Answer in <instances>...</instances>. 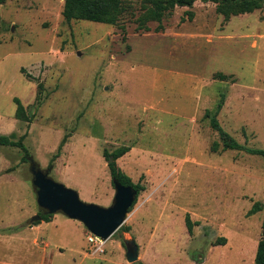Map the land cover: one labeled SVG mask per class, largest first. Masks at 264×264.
<instances>
[{
  "label": "rangeland",
  "instance_id": "obj_1",
  "mask_svg": "<svg viewBox=\"0 0 264 264\" xmlns=\"http://www.w3.org/2000/svg\"><path fill=\"white\" fill-rule=\"evenodd\" d=\"M63 4H0V134L15 133L29 152L0 145V264H255L264 157L223 149L204 113L223 95L220 126L264 149V3L225 19L215 2L197 0L147 31L128 14L66 21ZM120 146L130 149L116 166L143 188L120 229L91 240L61 212L34 219L44 211L30 158L82 201L108 207L103 150ZM255 203L262 209L248 214Z\"/></svg>",
  "mask_w": 264,
  "mask_h": 264
},
{
  "label": "trees",
  "instance_id": "obj_2",
  "mask_svg": "<svg viewBox=\"0 0 264 264\" xmlns=\"http://www.w3.org/2000/svg\"><path fill=\"white\" fill-rule=\"evenodd\" d=\"M4 0H0V4ZM197 0H64L62 15L66 21L72 19L75 20H87L98 23L114 24L119 20V17L128 14L134 17V22L138 29L149 30V22H157L156 29L162 28L163 18L172 14L173 9L176 6H192ZM215 2V9L218 13H221L225 19H228L232 15L240 13L251 12L257 8H260L264 0H203ZM188 19L193 17V12H185ZM221 79L225 78V75L218 74ZM224 97L221 95L219 101L216 104L214 110H206L205 117L209 118L211 127L218 132L220 142L223 149H236L243 150L246 153L252 155H258L264 157V149L249 147L237 142L232 138L219 124L217 114L223 105ZM14 102L17 104V115L22 117L24 113L23 106L18 98H14ZM0 145L4 146H18L24 153L23 158L29 156V152L26 147L21 143L19 139H16L15 133L0 134ZM219 142H213L212 150H217ZM129 146H120L112 151L107 149L103 150V155L108 161V169L111 178L117 179L123 185H130L137 190V195L142 186L139 183L134 184L129 176L122 172L116 166V160L129 150ZM136 201V199H135ZM134 201V203H135ZM133 203V204H134ZM132 204V205H133ZM132 207V206H131ZM130 207V208H131ZM129 208V210H130ZM262 209L259 203H255L249 210L248 214L255 213ZM264 209V206H263ZM128 210V211H129ZM50 214L41 213V220L48 222ZM185 224L189 232L192 230L193 222H191L188 215L185 218ZM121 226L118 228L120 229ZM117 229V230H118ZM225 238L218 240L217 244H224ZM255 264H264V213L261 222V237L257 243V248L254 256ZM137 264H142L141 262Z\"/></svg>",
  "mask_w": 264,
  "mask_h": 264
},
{
  "label": "water",
  "instance_id": "obj_3",
  "mask_svg": "<svg viewBox=\"0 0 264 264\" xmlns=\"http://www.w3.org/2000/svg\"><path fill=\"white\" fill-rule=\"evenodd\" d=\"M30 161L32 184L36 188L38 206L47 214L61 212L70 219L80 221L93 235L103 240L109 238L124 222L129 208L134 203L137 190L123 185L112 178L114 196L108 207L86 203L79 198L76 190L53 180L48 170L39 168ZM35 216L34 219H39ZM125 258L133 263L138 259V245L133 237L123 238Z\"/></svg>",
  "mask_w": 264,
  "mask_h": 264
},
{
  "label": "built area",
  "instance_id": "obj_4",
  "mask_svg": "<svg viewBox=\"0 0 264 264\" xmlns=\"http://www.w3.org/2000/svg\"><path fill=\"white\" fill-rule=\"evenodd\" d=\"M89 238L92 240L93 238H96L97 239L98 237H96L95 235L89 233Z\"/></svg>",
  "mask_w": 264,
  "mask_h": 264
}]
</instances>
